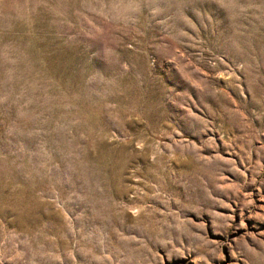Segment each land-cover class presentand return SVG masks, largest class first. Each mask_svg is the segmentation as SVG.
Segmentation results:
<instances>
[{
  "label": "rangeland",
  "instance_id": "obj_1",
  "mask_svg": "<svg viewBox=\"0 0 264 264\" xmlns=\"http://www.w3.org/2000/svg\"><path fill=\"white\" fill-rule=\"evenodd\" d=\"M0 264H264V0H0Z\"/></svg>",
  "mask_w": 264,
  "mask_h": 264
}]
</instances>
